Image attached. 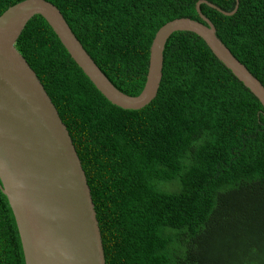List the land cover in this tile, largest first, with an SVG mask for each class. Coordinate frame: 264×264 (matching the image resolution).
Wrapping results in <instances>:
<instances>
[{"label":"trees","instance_id":"obj_1","mask_svg":"<svg viewBox=\"0 0 264 264\" xmlns=\"http://www.w3.org/2000/svg\"><path fill=\"white\" fill-rule=\"evenodd\" d=\"M23 0H0V15ZM112 84L142 91L152 40L199 0H47ZM223 11L236 0H206ZM217 37L264 87V0L226 15L206 3ZM16 49L69 132L86 175L106 264H264V107L206 41L174 32L147 106L111 104L41 15ZM0 180V264H25Z\"/></svg>","mask_w":264,"mask_h":264},{"label":"water","instance_id":"obj_2","mask_svg":"<svg viewBox=\"0 0 264 264\" xmlns=\"http://www.w3.org/2000/svg\"><path fill=\"white\" fill-rule=\"evenodd\" d=\"M199 0L202 21L183 17L156 32L146 81L137 96L117 89L76 38L60 10L47 0H23L0 15V180L13 211L25 264H106L99 223L86 175L66 125L37 74L15 44L27 22L41 15L72 59L113 105L137 110L157 96L163 53L177 31L201 36L214 55L264 107V87L217 37Z\"/></svg>","mask_w":264,"mask_h":264}]
</instances>
